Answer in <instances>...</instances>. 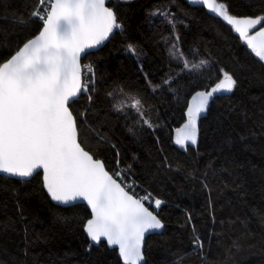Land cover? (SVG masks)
I'll return each mask as SVG.
<instances>
[{"label":"trees","instance_id":"trees-1","mask_svg":"<svg viewBox=\"0 0 264 264\" xmlns=\"http://www.w3.org/2000/svg\"><path fill=\"white\" fill-rule=\"evenodd\" d=\"M218 2L236 17L264 15V0ZM36 6L37 0H0V62L41 30L31 17ZM107 6L121 28L82 58L95 69V90L91 102L81 94L70 110L85 150L162 201L156 215L164 229L146 238L144 264H172L184 252L182 264H264V61L231 25L184 0ZM173 44L182 59L173 58ZM184 61L195 67L185 69ZM224 72L237 81L233 92L215 94L198 118L196 144L177 148L174 135L187 121L190 97L210 90ZM129 94L142 98L143 119L153 127L132 109L115 110ZM89 218L85 205L53 204L41 173L28 181L0 175V264H122L116 250L90 242ZM197 236L202 253L193 250Z\"/></svg>","mask_w":264,"mask_h":264},{"label":"snow or ice","instance_id":"snow-or-ice-1","mask_svg":"<svg viewBox=\"0 0 264 264\" xmlns=\"http://www.w3.org/2000/svg\"><path fill=\"white\" fill-rule=\"evenodd\" d=\"M107 2L37 0L32 17L42 22L41 30L9 59L0 62V174L23 181L42 170L43 187L53 201L64 205L87 202L92 218L87 220L85 231L93 242L98 244L103 238L109 246H118L123 264H141L145 234L164 227L145 206L150 194L137 197L129 191L130 185L123 183L120 172L110 174L102 160L85 150L79 139L77 116L70 110V101L81 92H88L94 81V70L90 65H81V55L102 44L114 29L121 28ZM190 3L201 4L225 20L251 52L264 61V15L238 18L229 14L227 6L218 0ZM159 15L175 29V22L166 12ZM258 25L260 28L250 35V30ZM172 47L173 58L182 59L178 45ZM129 52L136 53L132 45ZM82 67L88 74L84 80ZM191 67L184 61L185 69ZM236 84L233 76L224 72L210 90L197 92L187 109V123L176 132L175 143L184 147L190 141L195 145L197 121L207 110L209 100L215 94L233 92ZM88 99L91 102L92 97L89 95ZM114 107L121 113L126 108L134 110L143 124L153 127L148 119H143L140 96L121 97ZM83 117L84 113H80V124L85 123ZM97 139L103 137L98 134ZM161 204V200L155 199L156 209ZM192 246L202 253L203 244L198 236ZM188 254H180L172 264H182Z\"/></svg>","mask_w":264,"mask_h":264},{"label":"water","instance_id":"water-1","mask_svg":"<svg viewBox=\"0 0 264 264\" xmlns=\"http://www.w3.org/2000/svg\"><path fill=\"white\" fill-rule=\"evenodd\" d=\"M184 1L187 2L189 5H191V6H193V7H202V8H204V9H206V10H207V11H208L213 17H216V18H220V19H222L221 17L217 16L216 14L210 12L205 6H203V5H201V4H193V3H190V0H184ZM108 2H109V0H108ZM108 2L106 3V6H107ZM107 7H108V6H107ZM243 17H249V16H240V17H238V18H243ZM253 18H254V17H253ZM222 20H223V19H222ZM223 21L226 22L225 20H223ZM226 23H227V22H226ZM227 24H228V23H227ZM231 27H232V26H231ZM41 28H42V27H41ZM259 28H260V25H258L256 28L250 30V33H249V34H250V35H251V34H254ZM232 29H233V28H232ZM116 31H117V29H114L113 32L108 36V39H106L105 41H103L102 44H100V45H98V46H96V47H94V48H92V49H88V50H86V54H82V55H81V60H82V58L85 57L86 55H88V54H90V53H93V52H95V51L101 49V48H102V47H103V46H104V45L110 40V38L115 34ZM233 34L236 35V36H237V37H238L243 43H245V42L239 37L238 33H236L234 30H233ZM35 36H36V35H35ZM35 36H34V37H35ZM34 37H33V38H34ZM31 39H32V38H31ZM245 44H246V43H245ZM81 60H80V63H81ZM197 92H201V91H197ZM197 92H195V93L190 97L189 102H188L187 109H188L189 105H190L191 102H192V97L195 96V94H196ZM80 94H81V93H80ZM80 94H79L76 98H74V101H75L76 99L79 98ZM220 94H227V93H220ZM72 102H73V101H70V104H71ZM208 106H209V104H208ZM207 109H208V107H207ZM206 111H207V110H206ZM206 111H205L204 113H201V115L205 114ZM186 115H187V112H186ZM201 115H200V116H201ZM175 139H176V133H175V135H174L173 143H174V145H175L177 148H182L180 145H177V144L175 143ZM190 144H191L190 141H189V142H186L185 146L190 145ZM38 173H41V176H42V184H43V173H42V170H39ZM0 175H1V176H4V177H7V178H11V179H15V180L22 181V179L19 178V177H11V176H7L6 174H0ZM34 175H35V174H34ZM34 175H33V176H34ZM33 176H32V177H33ZM32 177H30V178H26V179L23 180V181H28V180H30ZM43 189H44L45 193L47 194L48 198L50 199V201H51L53 204L58 205V206H61V207H69V206L79 205V204L85 205V206L87 207V209L89 210V212H90V218H89V219L92 218L91 209H90V207L87 205V202H86V201L76 202V203L71 204V205L59 204L58 202L53 201V200L50 198V196L48 195V193H47V191H46V189H45L44 187H43ZM149 210H150V209H149ZM150 211H151V210H150ZM154 214H155V213H154ZM157 217H158V216H157ZM89 219H88V220H89ZM158 219H159V218H158ZM86 222H87V221H86ZM85 225H86V223H85ZM163 229H164V227H163L162 229H159V230H151L150 232H148V233L145 234L144 241H143V246H142L143 256H144V244H145V240H146V238H147L149 235H154V234H160V233H162ZM84 231H85V226H84ZM85 233H86L87 237L89 238L90 242H91L93 245H99V244H101V243H105L106 246L108 247V249H110V250H116L118 257H119L121 263L123 264V260H122V258H121L120 255H119V249H118V246H115V247H113V246H109V245L107 244V242H106L105 240H103V238L101 239V242L97 244L96 242H93V241L90 239V237L88 236V234H87L86 231H85ZM144 263H145V256H144V259H143V261L141 262V264H144Z\"/></svg>","mask_w":264,"mask_h":264},{"label":"built area","instance_id":"built-area-1","mask_svg":"<svg viewBox=\"0 0 264 264\" xmlns=\"http://www.w3.org/2000/svg\"><path fill=\"white\" fill-rule=\"evenodd\" d=\"M31 17H32V15H31ZM33 19H35L40 25H42V22L38 21V19H36V18H33ZM87 65H90L92 67V69L94 70L93 66L90 63H88V62L82 63V66H87ZM94 73H95V70H94ZM87 76H88V74L84 72V69L82 67V80L86 79ZM95 80H96V74L94 76L93 83L89 85L90 90L88 92H81V94L85 95L87 98L89 97V95L91 96V93H92L91 89L95 86ZM117 171L121 173V178L123 179V183L127 184V185H130L129 191L130 192H134L137 197H143V196H145L147 194H150V199L144 201V203H145L146 207H149V209L151 211L156 213L158 211V209L155 208L154 201L157 198H155L151 193H149L145 189H142L140 187L139 183H137L136 180L132 176H130L126 171H124L120 167H118V166L115 167L110 174H113V173H115ZM119 179L120 178H118V180Z\"/></svg>","mask_w":264,"mask_h":264},{"label":"rangeland","instance_id":"rangeland-1","mask_svg":"<svg viewBox=\"0 0 264 264\" xmlns=\"http://www.w3.org/2000/svg\"><path fill=\"white\" fill-rule=\"evenodd\" d=\"M94 70H95V69H94ZM95 74H96V72H95ZM95 82H96V80H95ZM186 123H187V121L185 122V124H186ZM185 124H184V125H185ZM184 125H183V126H184Z\"/></svg>","mask_w":264,"mask_h":264}]
</instances>
